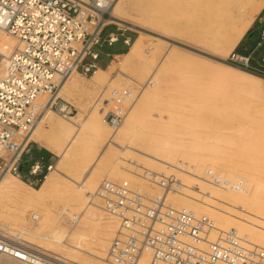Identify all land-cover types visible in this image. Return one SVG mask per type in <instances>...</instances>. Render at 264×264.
Wrapping results in <instances>:
<instances>
[{"label": "bare ground", "instance_id": "6f19581e", "mask_svg": "<svg viewBox=\"0 0 264 264\" xmlns=\"http://www.w3.org/2000/svg\"><path fill=\"white\" fill-rule=\"evenodd\" d=\"M168 1L183 6L190 4L189 0ZM196 1L198 2L199 6L205 5L206 11L209 14V17L206 20L207 22L200 29L201 31L205 32L206 35H209L208 39L206 38L205 43L218 45L224 44L223 47L226 51V55L223 56L219 52H214V55L223 58V60H226L227 57H229V55L236 49V47L244 38L248 29L255 21L258 14L264 9V0ZM115 2L111 9V18L110 20H107V22L114 21L118 25L130 23L133 27L139 26V24H136L132 20L128 21L126 20V17H124L123 8L125 7L127 0H118L116 4ZM162 2L163 0H159V3H161V5ZM163 8L161 6V9ZM147 32L140 31L138 37L130 45V48L127 52L116 54V56L122 57L121 63L118 68L119 74L135 81L139 85L140 92L138 94V97L133 102L130 103L129 101V104L126 106L127 114L125 117V121L123 122L121 127L117 131H115V133L111 132L113 128L108 120V115L106 112L107 109L104 110L103 108L105 107V102L103 99H101L102 96L97 98V93L100 92V90L103 89L102 93H105L107 88L112 84V82H114L112 77V72L115 71L114 67H99L92 75V86L89 89L85 88V90L80 88L78 82L81 80H79V78H77V80H79L78 82L75 78H72V76L76 73H73L71 76L67 77L64 80H61V78H57V81L60 82L58 92L59 97H62L65 100L69 96L75 95V100L77 101L79 109L81 111L80 113L82 114L67 118L64 115L59 114L55 110L46 109L44 111L43 115L37 121L32 131L28 135V138L29 140L38 143L39 145H41V147L43 146L47 150L57 155L59 157V160L56 164L52 165L51 170L46 174L44 180L42 181V184L39 187L30 186L22 178H18L11 174L6 175L0 179L1 227H7L9 228V230L10 228L16 227L19 229L18 232L25 233L26 235L33 238V240L38 239V241L42 243L43 248L48 252L54 253L55 255L66 259L73 260L77 263L81 262L83 264H110L107 257L111 246V240L118 230V221L111 215H109L110 220L105 221L106 218L104 217V213L106 212L102 209L101 201L96 198V191L98 188L97 179H99L98 177L101 178L100 175L102 174V167L105 165L108 166V164H112V162L113 164H116L119 161L121 162L123 160L124 163L126 162V165L124 164L125 166L120 165L118 167L110 168V170L108 169V173L106 176H110L115 181H117L118 179L128 180L130 181V183L131 181L134 182V180L138 179L135 178V176L140 177L139 179H141L142 181H137L143 186V180L146 181L145 175L140 174L139 171H152L151 163L157 162L156 160H160L165 165H167V168H171L184 175V178L182 177V175L180 177L178 176L182 181L181 190L170 192L168 194V199L174 208L188 207L197 211L199 214H206L210 217H213L216 221V226L220 230L224 231L233 229L238 232L239 236L248 246H259L264 248V216H260L259 214L250 211V207L252 204L248 200L251 199V195H247L246 193L253 192L254 190H252V187H249V190L245 187L242 190H233L224 188L223 186L219 187L211 183H206L205 180L202 179L204 176V171L202 172L201 166H207V163L204 162L206 160L204 159H207V161L209 160L208 166L209 168H211L210 170L214 172V169L219 167V163L221 166L220 161H222L224 155L222 149H225V154H227L226 149L227 151L229 149V147L220 148L218 144H222L223 141L224 144H229L228 146H230V142L228 143L229 138H226L227 141L226 139H224L226 141L225 143L223 140L225 136L221 140L220 137L222 136L220 135V139H216L217 137H212V139L207 142L205 141L206 137L204 139L203 136L199 137L196 142H188L192 144L194 143L192 146L186 143L183 139L181 144L180 137H174L173 135L172 138L170 133L167 135L168 137L170 135V137L168 138V142H158L155 145L157 152L166 154L167 156V158L160 159L155 155L157 152H154L155 154H153L152 152L144 153L139 149L134 148L132 145H129V143L124 144V138L121 137L128 133L130 134V131H132L134 125L138 123L136 122L137 120L143 122L148 118L149 107L150 105H152V101L154 99H157L159 101V97H161V93L163 92L162 84L163 82H167V80H165V76H161L160 73L169 72L167 71V69L170 68L171 70V67L188 69L195 77H199L200 75L205 77L208 76L216 83L218 81H222V83L233 85L237 87V89L240 88V90L247 88L260 89V87H264V78H262L258 74L246 71L239 67H234L233 65L225 62H218L217 66L214 65L216 66L214 70L213 63L212 66H210V62L209 64H206V60L193 56L192 54L184 52L183 50H178L174 48L172 43L166 48L161 59H153L154 57L157 58L158 54H160V51L158 47H156V44L159 42L161 43L162 40L165 41L162 38H166L168 36L166 34H161L160 37H163L160 38L159 36H152ZM203 36L204 35H202V38H204ZM203 41L202 44L204 43ZM204 45L206 46V44ZM19 46L20 42H18V40L12 34L0 31V50L3 52V54L9 56ZM142 55H148V61L147 59H144L142 61L143 65L141 64V67H139L141 71H139L138 77H141V80H143L142 74L148 71L149 77L147 78V83H150L149 85L153 90H148V88L144 86L140 79L133 78L126 73V70L132 65V63H134ZM150 61L153 62L151 63ZM162 69L164 71H160ZM173 71L171 70V72ZM190 71L188 72L191 73ZM79 75H81L82 77L81 73H79ZM181 76H179V79ZM188 78L190 77H187V79ZM187 79L185 78V80ZM197 82L198 80L196 81V83ZM89 85H91V82ZM206 85L209 86V84ZM217 85H219V83ZM83 86L84 84L81 85V87ZM201 90L198 89V92H201ZM191 91L189 95H192L193 92ZM206 92L207 91L205 90L203 94L207 95L208 92ZM211 92H213L214 94L213 88H211ZM211 92H209L208 97H204L207 99L204 101H208V99L211 98ZM216 92L217 96H219L218 99H220V93L218 91ZM144 93H147L145 97H143ZM213 94L212 96L214 97ZM192 96H194L192 97L193 100V98H195V94H193ZM42 98L46 99L47 97ZM158 101L156 102L158 103ZM209 101L211 102V99ZM172 106L175 108L174 104ZM179 108L181 111L180 106ZM175 110L177 111V108ZM172 114H176L177 116V113L172 112ZM194 114H196L195 111ZM199 114L200 113L198 112V116ZM212 124L210 120V125L212 126ZM216 126L217 124L215 125V127ZM45 127L49 128L48 132L45 131ZM190 128L192 129V127ZM110 132L112 133V135L107 140L106 137L108 134H110ZM192 135L189 136L192 138ZM193 138H195V136ZM202 138L204 139L203 141ZM234 138L235 137H233V139ZM238 139L241 140V137H239ZM238 139H235V141H238ZM200 140L202 143L200 142ZM248 141L250 144L251 141ZM257 141L258 140H256V142ZM183 142H185L187 145H185V143ZM233 142L231 143L233 144ZM245 143H247V141H245ZM245 143H240L238 141V144L242 145L243 147L245 146ZM263 143L264 141L262 140V144ZM99 144L101 146H104V148L98 158L91 166L88 164V169L83 171V173L78 172L79 168L82 167L83 161L86 164L85 160L87 158L85 159V157L86 155H88L87 153L91 151L89 148H94L93 146L96 147L97 145L99 146ZM256 147H258V145ZM81 148L83 149V152L85 151L84 156L75 158L78 157V155L76 156L74 154L75 150H80ZM184 150L190 152H186ZM259 150L261 151V148ZM117 151H119V153ZM221 151L222 153H219ZM136 153L141 154L140 157L142 158L137 156ZM216 153H219V155H223L222 157H219V155H217ZM242 153L244 154V152ZM227 155L225 156V160ZM228 157L230 158L229 155ZM72 158L76 159L75 164L71 162L74 166L72 165L73 167L70 168L67 173L63 170V167H65L64 165H66V163H69L70 165V160ZM73 159L72 161L74 162ZM136 159L138 163L134 162L136 161ZM256 159L257 158H255V160ZM227 164H229V162L226 163V165ZM131 165H133L134 168H131ZM107 168L108 167H106V169ZM234 176L231 177L230 175L231 179ZM238 177L239 179L241 178L239 175ZM234 179L235 177L233 178V180ZM198 182H200V184ZM148 189H150L149 186ZM255 193L257 194L254 197L259 199L261 202H264V198L262 197V189L256 188ZM50 199L55 202L63 200L65 203L63 204L62 208L58 210L54 206H49ZM40 209L45 212L44 217H42L43 220H41ZM31 211H33L30 216L31 220L34 222L36 220H40L37 228L31 227L30 225H33V223L31 222V224H29L28 222V220H30L28 215ZM34 218L36 220H34ZM68 220L71 221L68 222ZM65 224L70 226V228H67ZM45 228L48 229L46 233L44 232ZM93 244L94 246H92ZM150 261L151 254L145 253L140 259L139 264H149Z\"/></svg>", "mask_w": 264, "mask_h": 264}, {"label": "built area", "instance_id": "2783aa9c", "mask_svg": "<svg viewBox=\"0 0 264 264\" xmlns=\"http://www.w3.org/2000/svg\"><path fill=\"white\" fill-rule=\"evenodd\" d=\"M114 2L0 0V31L20 42L9 56L0 50V179L9 174L24 179L25 156L31 154L33 145L28 135L46 109L67 118L78 114L59 97L57 78L64 80L73 73L89 76L100 67L99 48L119 41L114 32L103 36L108 26L118 25L107 22ZM124 42L129 45L131 40ZM257 49L263 51L259 62L254 57ZM227 62L264 76V30L250 54L233 51ZM114 102L108 120L117 131L127 109L122 96ZM52 165L37 159L29 165V172L41 181ZM203 175L206 183L219 187H245L242 179L235 181L212 170ZM145 179L160 192L151 193L127 180L103 179L98 185L96 198L102 209L118 221L107 257L110 264H139L145 253L151 254L149 264H264L263 247L248 246L233 229L220 230L206 214L174 208L168 194L182 188L175 175L147 170ZM28 238L25 233L0 228V264H79Z\"/></svg>", "mask_w": 264, "mask_h": 264}, {"label": "rangeland", "instance_id": "374dc122", "mask_svg": "<svg viewBox=\"0 0 264 264\" xmlns=\"http://www.w3.org/2000/svg\"><path fill=\"white\" fill-rule=\"evenodd\" d=\"M116 2H118V0H116ZM116 2H115V4H116ZM189 2H190V4L183 6V5L175 4L173 2L171 3L168 0H163L162 5H161V3H159V0H127V3L125 5V7L123 8L124 17H126V20H128V21H131V20L134 21L136 24H139V26L133 27L130 23H124V25L112 24L106 28L104 35H103L104 38L108 37L109 34L112 32L116 33L119 36V41L117 43H115L113 46H109L107 43H104L103 47L99 48V50L101 51V57L98 60L99 66L101 68H107L108 66H112L115 69V71L112 72V77H113L114 82H112V84L107 88L105 93H102L103 89L97 93L98 94L97 98L102 96L101 99H103L105 102L104 103L105 107H103V108H104V110L107 109L106 110L107 115L109 114V111L112 109V107H114V103H115L114 100L117 99L118 96L123 97L124 106L126 107L129 104V101L131 103L138 97V94L140 92L139 85L135 81H133L132 79H128V77L122 76L121 74H119L118 68H119V65L121 63L122 57L116 56V54H122V53H125L129 50L130 45L138 37L140 31H145V32L148 31L147 33L152 35V36H159L160 37L161 34H166L168 36L166 38L163 36H162L163 38L160 37V38L164 39L165 41L162 40L161 43L159 42L156 44V47H158L160 54H158L157 58L152 57L153 59H156V60L161 59L166 48L172 43L174 48H176L178 50H183L184 52L192 54L193 56H196L198 58H202V59L206 60L205 61L206 64H209V62H210V66H212V63H213L214 70H215L218 62L228 63L227 62L228 57L226 60H223V58H220V57L214 55V52H219L223 56L226 55V53H225L226 51L223 47L224 44L218 45V44H207V43H205V40H206V38L208 39L209 35L207 34L208 35L207 36L205 32L200 30L205 25V23L207 22L206 20L209 17V14L206 11L205 5L199 6V4L196 0H189ZM161 6H162V8L163 7L164 8L161 9ZM159 8L161 11L159 10ZM260 13L258 15H260ZM119 28H121V30ZM263 30H264V21L256 22V19H255V21L253 22V24L251 25V27L248 29L247 33L244 36V37H246V40H244V42L240 48L236 47V49L234 51H237V52H239L241 54H245V55L250 54V52L254 48V45H256V41L252 40V37L255 36L257 39L260 40ZM200 35H201V37H200ZM202 35H204L203 36L204 38H202ZM128 38H130V40H131L129 45L125 44V42H124V40L128 39ZM200 40H202L204 43L202 44V41H200ZM204 44H206V46ZM246 47H248L250 49H246ZM262 52H263L262 49H257V51L254 53V57H255L256 61L259 62L261 60ZM149 58H151V57H149ZM144 59H147V61H148V55L140 56V58H138L134 63H132V65L126 70V73L133 78L140 79V81H142V83L144 84L145 87L148 88V90H153L152 87L149 85L150 83H147V78L149 77L148 71H146L142 74L143 80H141V77H138L139 71H141L139 67H141L142 61ZM153 59H150V60H153ZM214 65H216V66H214ZM234 67H236V66H234ZM173 69H174V71H173ZM261 69H263V68H261ZM171 70L174 73L171 72ZM171 70L169 68V69H167V71H169V72H165V73L161 72L160 73L161 76H165V78H166L165 80H167V82H165V83L163 82V84H162L163 85V87H162L163 92L161 93V97H159V101L157 99L153 100L154 103L152 101V103H151L152 105H150V107H149L148 118L144 120L146 122H144L143 120H142L143 122L137 120L136 122H138V123L134 125L132 131H130V134L128 133L126 135L121 136L124 138V144L129 143V145H132L134 148L139 149L140 151H142L144 153H151L152 152L153 154H155L154 152H157V149L155 147L156 143L168 142V138L170 137V135L172 136V138H173V135H174V137L175 136L180 137V139H181L180 143L181 144H182V139L185 140L186 143L196 142V140L199 137H203V136H204L203 137L204 139L206 137L205 141H207V142H209L212 139V137L213 138L217 137L216 139L221 138V140L224 136L225 137L223 138V140L226 138L227 139L229 138L228 143L230 142V146H228L229 145L228 143H227L228 145L224 144L223 141H222V144L221 143L220 144L217 143V144H218V146H220V148L229 147L228 151L226 149V152L230 156V158L228 157L227 154L224 153L225 149L224 150L222 149L224 155L222 154L223 155L222 161L219 160L221 162V166L219 163L218 164L219 167L214 169L215 170L214 172L215 173L217 172L216 174L224 175L230 179L232 176L235 175L234 177L236 180L239 179V177H238V175H239L241 177L240 179H242L245 182V188L249 190V187H252V190H254L253 192H246L247 195H251V199L248 200L252 204L250 207V211H253V213L259 214L260 216H264V202H261L259 199L254 197L257 194V193H255L256 188L257 189L261 188L262 189V197L264 198V155H263L264 154V146H263L264 143L262 144V140L264 141V87H262V88L260 87V89L259 88H254V89H248L247 88V89H241L240 90V88L237 89V87L230 85V84H227V83H222V81H218L216 83L215 81L211 80V78H209L207 75H206L207 77L200 75L199 77L196 76L197 77L196 78L192 74V72L188 69H183V68H179V67H173V68L171 67ZM184 70H186V71H184ZM160 71H164V70L162 69ZM188 71H190L191 73H189ZM93 74H91L89 76H85L82 74V77H81V75H79V73H76L72 76V78H75L76 80H77V78H79V80H81V81L77 80V82L79 81L78 84L80 85V88L85 90V88L89 89L92 86L91 78H92ZM76 76H78V77H76ZM179 76H181L180 79H179ZM260 76L262 78H264V76H262V75H260ZM80 77H81V79H80ZM184 77L186 79H187V77H190V78H188L189 80L188 79L185 80ZM193 79H194V81H193ZM197 80H198V82L196 83ZM144 81H145V83H144ZM90 82H91V85H89ZM214 82H215V84H214ZM218 83H219V85H217ZM83 84H84V86H83L84 88L81 87V85H83ZM206 84H209V86ZM202 85H203V87H202ZM200 86H201V88H200ZM211 88H213L214 94H213V92H211ZM198 89L199 90L202 89L203 92L206 90L208 92V93L206 92L207 95H204L202 90H201V92L200 91L198 92ZM190 91L193 92L192 95L195 94V98H193V100H192V97H194V96L189 95ZM216 91H218L220 93V97H221L220 99H218L219 96H217ZM209 92H211L214 95V97L210 93L211 98H209L208 101L211 99V102L210 101L209 102L204 101V100H207L204 97L205 96L208 97ZM146 95H147V93H144L143 97H145ZM184 95H185V99H184ZM222 96H223V98H222ZM75 97H76L75 95H71L67 99H65V101H67L69 104H71L73 107H75L78 110L79 114H77V115H81L82 113H80L81 111L79 109L77 101L75 100ZM186 98H187V101H186ZM201 98H203V99H201ZM224 98H225V100H224ZM156 101H158V103ZM125 102H127V103H125ZM76 103H77V105H76ZM229 103H231V104H229ZM173 104H174L175 108L172 106ZM179 106L181 107V111H180ZM201 106L202 107L204 106V107L202 108ZM172 107L174 110L177 108V111L176 110L174 111L172 109ZM200 108H201V110H200ZM207 110H208V112H207ZM194 111L196 114H194ZM172 112L177 113V116H176V114L175 115L172 114ZM192 112L194 115L192 114ZM198 112L200 113L199 116H198ZM173 115H174V118H173ZM209 119L211 120V124L213 123L212 126L210 125ZM198 123H200V124H198ZM207 123H208V125H207ZM215 123L217 124L216 127H215V125H216ZM219 124H220V126H219ZM190 127H192V129ZM44 129L46 132H48V130H49L48 127L47 128L45 127ZM111 132L115 133V131L113 129L111 130ZM111 132H110V134H108L109 137L107 135V137H106L107 140L111 137V135H112ZM168 134H170L169 137L167 136ZM238 134H239V136H238ZM189 135H192V138ZM220 135L222 137L219 138ZM194 136H195V138H193ZM233 137H235V138L233 139ZM239 137H241V140L238 139ZM243 137H244V139H243ZM203 138H202V141L204 140ZM227 139H226V141H227ZM232 139H233V141H235V139H238V141L240 143H245V141H247V143H245V146L243 147L242 145L238 144V141L233 142ZM247 139L251 141L250 144H249V141ZM256 140H258V141L256 142ZM122 141H123V139H122ZM205 141H204V143H205ZM226 141L224 140L225 143H226ZM185 142H183V143H185ZM200 142H201V140H200ZM219 142H220V140H219ZM231 142H233L234 145ZM254 142H255V145H254ZM34 143H36V142L32 141V144H34ZM186 143H185V145H187ZM188 144L193 146L194 143L193 144L188 143ZM256 144L258 145L259 148L256 147L257 146ZM190 145H188V146H190ZM209 145H211V144H209ZM234 146L235 147L237 146V147L235 148ZM241 146H242V148H241ZM93 147L94 148H89L91 151L89 153H87L88 155H86V157H85V159L86 158L87 159L86 160L84 159L86 161L87 165L83 161L82 167L79 168L78 172L83 173V171L87 170L88 166L89 165L91 166L94 163V161L98 158V156L100 155L101 151L104 148V146H101L100 144H99V146L97 145L96 147L95 146H93ZM238 147H239V149H238ZM260 148H261L262 152L259 150ZM80 150H81V152H80ZM80 150H78V149L75 150L74 154L76 156L78 155V157H75V158H79V156H84L85 151L83 152L82 148ZM184 151L190 152L187 150H184ZM222 151L219 153H222ZM78 152H80V153H78ZM117 152L119 153V151H117ZM242 152H244V154ZM219 153L218 154L216 153V154L219 155ZM254 153H255V155H254ZM257 153H259V154H257ZM136 155L139 157L141 156V154H139V153H136ZM155 155H156V157H158L160 159L167 158L166 154H161L159 152H157ZM222 155H219V157H222ZM226 155H227V157L225 160ZM235 155L236 156L239 155V156L236 157ZM252 155H254V156H252ZM140 158H142V157H140ZM255 158H257V159L255 160ZM72 159L70 160L71 166L69 165V163L68 164L66 163V165H64L65 167H63V170L67 173H68V170L74 166L73 164H75L76 159H73L74 162L72 161ZM58 160H59V157L56 155L53 164H56ZM90 160H91V162H90ZM204 160H206L204 162L207 163L206 164L207 166H201L202 172L203 171L205 172L206 168H207L206 170L211 169L208 166L209 160L208 161H207V159H204ZM156 161L158 163L157 162L151 163L152 164V167H151L152 171H155V172L161 173L162 175H167V176L175 175V173H176V175H175L176 177H178V176L180 177L182 175L181 173H179V172H177L171 168H167L166 167L167 165H165L162 161H160V160H156ZM224 161L226 163L229 162L230 165L229 164L226 165V163ZM134 162H137V159ZM205 163H204V165H205ZM222 163H223V166H222ZM114 164L112 162V164L110 163V164H108V166L105 165L102 167V170H101L102 174L100 175L101 178L98 177L99 179H97L98 185L103 179H109V180L114 181V182L124 181V179H121V180L118 179L117 181H115L110 176H106L108 173V171H107L108 169L110 170V168L118 167V166L124 165V164L126 165V162L124 163V161L122 160L121 162L119 161L115 165ZM106 167H108V168L106 169ZM130 167L134 168L133 165H131ZM203 168H204V170H203ZM139 172H140V174L145 175V171L140 170ZM47 173L48 172H45V174L41 177V181H38L36 179H30V180L27 179L24 181L28 185L33 186V187L40 186L42 184V181L45 178L44 176H46ZM229 174L231 175V177ZM14 176H16V175H14ZM183 176L184 175H182V177ZM16 177H18V176H16ZM179 177H178V179H179ZM236 177H238V178H236ZM18 178H20V177H18ZM135 178H138V179L134 180V182L131 181V183H133L132 185H134V186H140L141 185L140 187H142L144 190L145 189L147 190L148 186H149L150 189H148L147 191L150 190L151 193H159L160 192L161 189L158 188L157 186H153L145 180H143V182H142L143 186H142V184H139V182H138L139 180H141V179H139L140 177L135 176ZM233 178H232V180H233ZM179 180H181V179H179ZM136 183L139 185H137ZM198 183L200 184V182H198ZM257 183H258V185H257ZM145 187H147V188H145ZM54 202L55 201L50 199L49 200V204H50L49 206H52V207L54 206L58 210L61 209L63 204L65 203L63 200H59L55 203ZM33 211H31L29 213V215H28L29 218L31 216V213H33ZM40 215H41V220H43L42 217H44L45 212L41 209H40ZM104 217L106 218L105 221L110 220V216L107 215L106 213H104ZM70 221L71 220H68V222H70ZM28 222H29V224H31V222L33 223V225H30L31 227L37 228L40 220L39 221L36 220L34 222L30 218V220H28ZM1 226L2 225H0V228H5L4 226L3 227H1ZM66 227L70 228V226H68V225H66ZM47 228H50V227H47ZM6 229H9V228L6 227ZM10 230L19 231V229L16 227L10 228ZM47 230L48 229L45 228L44 232L46 233ZM28 237H29L28 239L31 240L32 242H34L36 245L43 247L42 243L40 241H38V239L33 240V238H31L30 236H28ZM92 246H94V244ZM81 264H83V263H81Z\"/></svg>", "mask_w": 264, "mask_h": 264}, {"label": "crops", "instance_id": "0c3cea01", "mask_svg": "<svg viewBox=\"0 0 264 264\" xmlns=\"http://www.w3.org/2000/svg\"><path fill=\"white\" fill-rule=\"evenodd\" d=\"M261 22L264 21V10H262V12L260 13V15H258V17L256 18V22ZM244 40H246V37H244L242 39V41L239 43V45L237 46L238 48H240L244 42ZM252 40H255L256 43L259 41V39H257L255 36L252 37ZM253 47V46H252ZM255 47V45H254ZM246 49H250L248 47H246ZM55 156L54 153H52L51 151L47 150L45 147H41V145H39L38 143H34L32 145V152L29 155L25 156V166L23 168V175H24V179L25 180H30V179H36L38 180L37 176L31 175L29 172V165H31L35 160L37 159H41L43 158L47 164H53L54 160H55ZM23 179V180H24Z\"/></svg>", "mask_w": 264, "mask_h": 264}, {"label": "trees", "instance_id": "16d2710c", "mask_svg": "<svg viewBox=\"0 0 264 264\" xmlns=\"http://www.w3.org/2000/svg\"><path fill=\"white\" fill-rule=\"evenodd\" d=\"M43 179V178H42ZM25 180V179H24ZM36 187H39V186H36Z\"/></svg>", "mask_w": 264, "mask_h": 264}]
</instances>
